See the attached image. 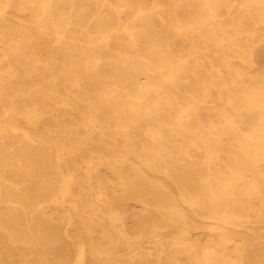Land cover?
Here are the masks:
<instances>
[{
  "label": "bare ground",
  "instance_id": "6f19581e",
  "mask_svg": "<svg viewBox=\"0 0 264 264\" xmlns=\"http://www.w3.org/2000/svg\"><path fill=\"white\" fill-rule=\"evenodd\" d=\"M235 2L0 0V264H264V0Z\"/></svg>",
  "mask_w": 264,
  "mask_h": 264
},
{
  "label": "rangeland",
  "instance_id": "374dc122",
  "mask_svg": "<svg viewBox=\"0 0 264 264\" xmlns=\"http://www.w3.org/2000/svg\"><path fill=\"white\" fill-rule=\"evenodd\" d=\"M146 2H147V4H149V3H151L153 0H145ZM237 2H239V3H242L243 2V0H236V2L234 3V6L233 7H236V3ZM9 21H10V23L11 24H15V23H17L18 22V20L16 19V18H14V17H9ZM158 27V26H157ZM14 29H16V30H21L22 29V27H14ZM24 39V36H16V37H14V40H23ZM44 53V52H43ZM143 168V170L145 171L144 173L145 174H150L149 173V171L148 170H146L144 167H142ZM158 177H160V176H158ZM180 207L182 208V210L186 213V214H188V215H191L192 213H190V211L188 210V208H186V206L185 205H180ZM173 230L175 229V228H172ZM178 230L177 229H175V231H173V233H171V234H169V235H167V236H165L164 237V239H166V240H174L175 238H176V232H177Z\"/></svg>",
  "mask_w": 264,
  "mask_h": 264
}]
</instances>
